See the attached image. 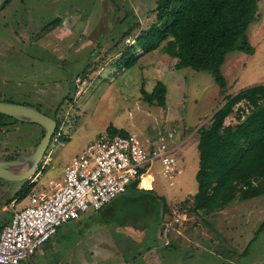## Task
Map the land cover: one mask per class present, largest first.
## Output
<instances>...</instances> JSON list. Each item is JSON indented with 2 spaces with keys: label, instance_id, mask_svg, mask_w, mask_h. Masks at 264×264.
Wrapping results in <instances>:
<instances>
[{
  "label": "rangeland",
  "instance_id": "rangeland-1",
  "mask_svg": "<svg viewBox=\"0 0 264 264\" xmlns=\"http://www.w3.org/2000/svg\"><path fill=\"white\" fill-rule=\"evenodd\" d=\"M258 3L247 32L255 53L227 55L224 90L207 71L175 68L177 59L161 48L129 65L132 53L124 58L123 52L133 45L137 56L143 53L136 36L156 21V0H12L0 9V98L63 120L36 174L25 180V186L30 180L31 192L47 190L45 183L59 180L65 166L109 128L144 140L175 128L179 136L186 129L193 132L176 152L179 164L173 176L150 172L153 192L129 190L108 212L64 224L21 264H264V195L236 198L210 216L180 213L198 191V129L210 124L229 95L264 83V0ZM61 19L68 21V29L60 28ZM85 68L89 76L76 78L82 83L77 82L74 93L67 79ZM160 81L168 88L166 105L147 101L142 92H152ZM241 108L249 110L239 104L226 125L238 123ZM6 121L17 123L9 154L29 152L41 142V125ZM7 154L0 147V158ZM28 196H14V212L29 204ZM173 211L186 222L181 234L165 237L159 230ZM125 234L140 243H129Z\"/></svg>",
  "mask_w": 264,
  "mask_h": 264
},
{
  "label": "trees",
  "instance_id": "trees-1",
  "mask_svg": "<svg viewBox=\"0 0 264 264\" xmlns=\"http://www.w3.org/2000/svg\"><path fill=\"white\" fill-rule=\"evenodd\" d=\"M258 2L259 0H156V21L149 30L136 36L137 46L143 53L137 56V47L132 45L126 47L123 57L132 53L129 65H134L142 56L161 48L164 53L177 59L175 68L207 71L224 90L228 87V81L222 72V66L227 55L237 50L255 53L247 32L258 15ZM89 73L85 68L67 79V83L71 82L69 87L74 93L77 89L76 78L83 76L85 79ZM142 92L147 101L166 105L168 88L163 82H158L152 92L145 88ZM0 101L7 100L0 98ZM241 103H245L249 110L239 109L238 123L226 125L228 116ZM0 117L8 116L0 114ZM55 119L58 121V132L63 120ZM108 130L115 133L118 131ZM191 132L186 129L183 135ZM197 133L200 151V168L196 175L198 191L193 195L190 206L186 205V209H181L180 213L186 216H210L236 198L249 200L264 195V83L229 95L227 102L212 116L210 124L198 129ZM129 190L137 192L140 189L135 184ZM30 192L31 188H26L19 198L22 200ZM170 215L171 218L159 230L165 237L171 233L165 231V223L173 220L174 211ZM182 222L173 227L180 228L186 221ZM4 227L5 225L0 226V232Z\"/></svg>",
  "mask_w": 264,
  "mask_h": 264
},
{
  "label": "built area",
  "instance_id": "built-area-1",
  "mask_svg": "<svg viewBox=\"0 0 264 264\" xmlns=\"http://www.w3.org/2000/svg\"><path fill=\"white\" fill-rule=\"evenodd\" d=\"M77 82L82 83L80 78ZM177 133L175 128L156 140H144L134 133L101 132L65 166L61 180L50 179L45 183L47 190L32 191L29 204L17 209L0 232V264H21L64 224L104 209L135 184L142 187L145 178L153 179V169L173 176L179 164L176 152L185 147L193 132ZM182 219L175 213L165 223V231L170 232Z\"/></svg>",
  "mask_w": 264,
  "mask_h": 264
},
{
  "label": "water",
  "instance_id": "water-1",
  "mask_svg": "<svg viewBox=\"0 0 264 264\" xmlns=\"http://www.w3.org/2000/svg\"><path fill=\"white\" fill-rule=\"evenodd\" d=\"M8 0H0V9ZM0 114L22 122H34L41 125L45 135L41 142L31 151L13 160H0V179L19 182L30 179L39 168L56 135L58 121L29 104L0 101Z\"/></svg>",
  "mask_w": 264,
  "mask_h": 264
},
{
  "label": "flooded vegetation",
  "instance_id": "flooded-vegetation-1",
  "mask_svg": "<svg viewBox=\"0 0 264 264\" xmlns=\"http://www.w3.org/2000/svg\"><path fill=\"white\" fill-rule=\"evenodd\" d=\"M8 1H10V0H8ZM6 4H8V3H6ZM6 4L4 6H6ZM61 22L63 23L62 25H61ZM59 24H60L61 29L62 28H65V29L69 28L68 21L65 22L64 19H61L59 21ZM6 119H7V117H0V147H6L8 154L6 157H1L0 160H13V159H17L18 157L27 153L28 151L23 152V153H22V151H20V152L9 154V151H10L9 148L13 144V141H11L10 138L16 132L15 124H17V123L13 122V121L7 122ZM16 121H18V120H16ZM44 135H45V130H44ZM44 135H43V137H44ZM10 156H12V157H10ZM39 167H40V164H39ZM30 180H31V178H30ZM30 180H29V182H30ZM21 182L23 184L20 183L21 185L19 184V186L17 187L12 183V181H5V180L0 179V226L6 225L7 223H5L4 220L8 218L7 217L8 215H11L13 213V211H15V208H14L15 204H13V203L11 204V202L14 200L15 197L19 198V194L16 192L18 190L17 188H19V190L22 192H24L25 189L28 188L29 182L27 183L26 186L24 185L25 180L21 181Z\"/></svg>",
  "mask_w": 264,
  "mask_h": 264
},
{
  "label": "crops",
  "instance_id": "crops-1",
  "mask_svg": "<svg viewBox=\"0 0 264 264\" xmlns=\"http://www.w3.org/2000/svg\"><path fill=\"white\" fill-rule=\"evenodd\" d=\"M63 172H64V169H63ZM62 175H63V173H62ZM62 175H61V177H62ZM61 177L59 178V180H61ZM154 179V178H153ZM152 178H151V181L153 180ZM150 181V182H151ZM137 188H139L140 190L141 189H147V190H153L154 191V187H153V185H152V187H150V188H147V187H144V186H142V187H137ZM124 196V195H123ZM118 198V197H117ZM116 198V199H117ZM115 199V200H116ZM114 202V201H113ZM113 202L111 203V204H109L105 209H103V210H101V211H89V212H87V213H85L80 219H78V220H76L77 222H80L84 217H86L88 214H89V216H90V218L91 217H93V214H95V213H97V212H108L111 208H112V205H113ZM20 209V208H19ZM14 211H13V213L11 214V215H8L7 217V219H5L4 221H5V223H7L6 225H8V223L11 221V219H12V217H13V215H14ZM174 213H176V212H174ZM184 216V215H183ZM182 216V221L183 220H185V218ZM183 223V222H182ZM5 225V226H6ZM178 228V227H177ZM180 228H178V229H176V228H173L170 232H173V231H176V232H178L177 234H181L180 233V230H179ZM60 231V230H59ZM148 230H142V234H143V237H147L148 236ZM59 233V232H58ZM57 233V234H58ZM56 234V235H57ZM117 236H119V235H117ZM151 236V235H150ZM124 239H126L129 243L131 242V241H135L136 243H140V242H138V241H136V240H134L135 238L133 237L132 238V235H130V234H128V235H126L125 234V236H122ZM53 239V238H52ZM169 241V240H168ZM49 242V241H48Z\"/></svg>",
  "mask_w": 264,
  "mask_h": 264
},
{
  "label": "bare ground",
  "instance_id": "bare-ground-1",
  "mask_svg": "<svg viewBox=\"0 0 264 264\" xmlns=\"http://www.w3.org/2000/svg\"><path fill=\"white\" fill-rule=\"evenodd\" d=\"M150 181H151V178H150V177H149V178H145V179L143 180V184H142V185H143L144 187L150 188V187H152Z\"/></svg>",
  "mask_w": 264,
  "mask_h": 264
}]
</instances>
